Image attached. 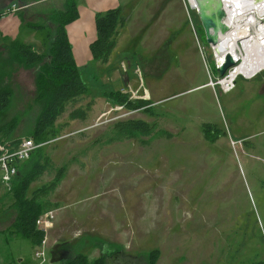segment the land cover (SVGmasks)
Wrapping results in <instances>:
<instances>
[{"label":"rangeland","instance_id":"374dc122","mask_svg":"<svg viewBox=\"0 0 264 264\" xmlns=\"http://www.w3.org/2000/svg\"><path fill=\"white\" fill-rule=\"evenodd\" d=\"M60 2L32 11L59 19ZM78 5L85 12V0ZM121 7L119 48L108 64L80 69L87 93L58 119V137L42 147L49 166L29 190L64 169L46 198L44 213L57 210L50 243L61 241L70 257L111 254L108 264H147L153 250L158 264H264V70L253 79L237 76L224 92L190 0H122ZM5 46L0 42V89L10 87L14 98L3 121L16 120V138L29 139L43 109L36 69L13 64ZM117 91L151 100L154 115L109 100ZM89 103L85 119L71 118ZM131 119L156 124L155 133L127 139L114 132ZM204 125L213 126L215 143L205 139ZM21 245L35 264L54 256L46 250L37 260L29 242Z\"/></svg>","mask_w":264,"mask_h":264},{"label":"trees","instance_id":"16d2710c","mask_svg":"<svg viewBox=\"0 0 264 264\" xmlns=\"http://www.w3.org/2000/svg\"><path fill=\"white\" fill-rule=\"evenodd\" d=\"M77 7L74 0H68L66 11L59 14L60 21L56 28L55 39L50 45L47 55L39 54L31 45L19 40L7 47V51L11 53L13 64L25 69H36V100L43 105L34 130L30 134V138L39 147L30 159L20 166L19 174L12 182L11 187L6 188L7 193L12 197V206L17 210L15 222L8 228L7 233L16 234L29 241L35 249L41 245L45 238V233L37 227V221L49 207L46 198L61 181L64 172V169H61L53 182L33 191L29 196L32 184L49 166L50 158L43 153L42 147L58 137L57 121L64 114L68 105L78 102L87 93L86 85L73 57L66 29L68 24L78 18ZM125 21L122 7L111 8L105 13L96 15L97 36L90 46L94 61L109 62L116 49L120 30L125 26ZM215 72L220 77L216 67ZM13 98V90L10 87L2 86L0 89V141L11 140L20 143L22 138L15 136L17 121L9 123L3 121L13 104ZM108 98L128 111H144L150 116L154 115L150 109L154 104L151 100H132L128 93L121 91L110 93ZM90 106L91 103L85 109L73 110L70 114L71 118L74 120L85 119L86 109L89 110ZM156 128V124L151 125L144 120L131 119L119 122L115 126L114 132L117 131L125 138L132 139L138 135H152ZM203 132L205 139L209 142L215 143L219 138V136L216 138V132L211 125H204ZM111 256L110 254V256H101L90 260L86 255L77 254L74 257H69L64 264H108V259ZM159 258L160 251L153 250L147 256V264H158Z\"/></svg>","mask_w":264,"mask_h":264},{"label":"crops","instance_id":"0c3cea01","mask_svg":"<svg viewBox=\"0 0 264 264\" xmlns=\"http://www.w3.org/2000/svg\"><path fill=\"white\" fill-rule=\"evenodd\" d=\"M50 1L53 0H0V42L6 44L4 47L5 49L8 46H11L14 41L19 40L22 43L31 45L33 49L41 55L48 54L50 45L55 39L56 28L59 24L60 17L59 19H51L47 14L32 10L38 4ZM74 1L78 6L79 15L75 21L67 25L66 29L72 46L73 57L80 70L84 67L86 62H94L95 64L90 46L97 36L95 24L96 15L105 13L111 8L121 7L122 0H85L87 5L85 12H82L80 9L78 0ZM67 3L68 0H61L58 6L60 8V13H64L66 11ZM13 4H17L22 9L10 12V7ZM42 20H47V24L42 23ZM119 37L120 34L118 36V40ZM118 45L119 44L117 42L114 52H116L117 48H119ZM5 49L3 50L5 51ZM9 54L11 53L9 52ZM99 63L108 64L102 62ZM263 70L264 69L260 70L258 73ZM258 73L251 77L244 75L241 76L246 79H253L258 75ZM2 188L6 189V187L0 183V190ZM7 191L8 190L6 189L3 195L0 194V264H35L28 258L26 247L21 245V240L24 239L16 234L7 233L8 228L14 224L17 217V210L13 208L12 197L7 193ZM52 230L48 234L47 250L55 251L57 247L58 250L65 253V256L58 261L54 260L52 257L51 262L48 264H64L70 256L63 249L61 241L56 239L52 242V244L50 243L51 240L49 239L53 237ZM85 232L86 231H84V234H87ZM35 250L36 249L33 248L34 253Z\"/></svg>","mask_w":264,"mask_h":264},{"label":"bare ground","instance_id":"6f19581e","mask_svg":"<svg viewBox=\"0 0 264 264\" xmlns=\"http://www.w3.org/2000/svg\"><path fill=\"white\" fill-rule=\"evenodd\" d=\"M192 8L198 10L205 18L212 19L221 7L226 11L225 25L227 33L216 29L217 22L212 20L213 34L217 42L212 44L218 58V64L224 63L225 57L231 55L240 66L231 71L230 77L251 76L264 69V0H190ZM254 27L256 31L253 32ZM215 29V31H214ZM242 42L240 46L239 42ZM239 50L244 54L239 55Z\"/></svg>","mask_w":264,"mask_h":264},{"label":"built area","instance_id":"2783aa9c","mask_svg":"<svg viewBox=\"0 0 264 264\" xmlns=\"http://www.w3.org/2000/svg\"><path fill=\"white\" fill-rule=\"evenodd\" d=\"M20 9L22 8L17 4H13L11 5L9 11L14 12ZM258 72L259 71L255 72L251 76H255ZM230 74L222 77L221 81L218 82V85L222 87L224 92H229L235 87L237 77L232 79ZM38 147L39 146L36 145L34 140L31 138L22 139L20 143H15L11 140H6L4 142L0 141V183L9 189L12 182L19 174L20 166L25 161L30 159ZM56 216L57 210H51L42 214L37 221L38 229L45 233V238L43 239L41 245L36 248L34 253L37 260H42L45 256L48 245V234L54 227Z\"/></svg>","mask_w":264,"mask_h":264},{"label":"water","instance_id":"95a60500","mask_svg":"<svg viewBox=\"0 0 264 264\" xmlns=\"http://www.w3.org/2000/svg\"><path fill=\"white\" fill-rule=\"evenodd\" d=\"M191 7L193 6L191 5ZM199 14L202 18V25L205 31L207 42L209 44L215 45L217 42V39L215 35L213 34L214 26L212 24V20L217 22L216 29H220L221 33H227L228 27L224 23V20L226 18V11L221 7L219 10H217V12L214 15H212V19L203 17L200 12ZM237 65H238V62L231 55L228 54L225 57L224 63L218 68L220 78L225 77L228 71L232 68H235Z\"/></svg>","mask_w":264,"mask_h":264},{"label":"flooded vegetation","instance_id":"af4514ba","mask_svg":"<svg viewBox=\"0 0 264 264\" xmlns=\"http://www.w3.org/2000/svg\"><path fill=\"white\" fill-rule=\"evenodd\" d=\"M53 259L54 260H58L61 259L65 256V253L63 251L58 250V248L56 247L55 251H53Z\"/></svg>","mask_w":264,"mask_h":264}]
</instances>
